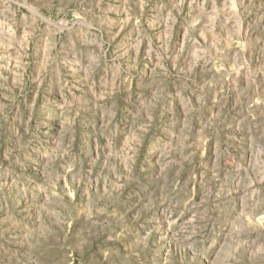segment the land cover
<instances>
[{
    "label": "rangeland",
    "instance_id": "374dc122",
    "mask_svg": "<svg viewBox=\"0 0 264 264\" xmlns=\"http://www.w3.org/2000/svg\"><path fill=\"white\" fill-rule=\"evenodd\" d=\"M0 264H264V0H0Z\"/></svg>",
    "mask_w": 264,
    "mask_h": 264
}]
</instances>
